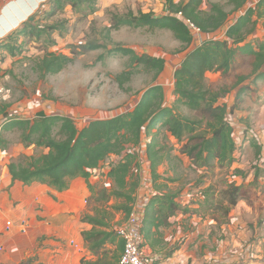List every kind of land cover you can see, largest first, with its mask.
<instances>
[{
  "label": "rangeland",
  "instance_id": "1",
  "mask_svg": "<svg viewBox=\"0 0 264 264\" xmlns=\"http://www.w3.org/2000/svg\"><path fill=\"white\" fill-rule=\"evenodd\" d=\"M21 2L29 5V10H25L27 12L20 8ZM213 2L220 3L230 12L227 22L235 21L239 12L234 10L228 0H203L202 8L209 9ZM165 5V0H96L97 11L94 13L87 9L86 3L78 8L67 3L62 9L52 13V0H0V16L1 6H5V15L10 11L15 12L14 15L7 14L5 20L7 23L0 27V110H5L0 112V143L4 142L0 149L1 171L8 170L9 163L22 154L39 155L48 151L44 147L25 145L21 141V134L24 131L22 128L6 127L10 120L33 119L40 110L48 115L69 116L75 120L78 128L82 129L94 119L110 118L132 111L149 87L161 84L164 90L166 88L165 101L168 105H173L191 118H200L198 112L185 106L175 107L174 68L190 49L210 38L213 39L212 35L204 32L195 34L191 44L187 45L177 40L173 32L167 28L121 25L118 29L112 28L108 31L116 15H127L131 12L137 14L143 11L160 16L170 13ZM27 26L29 30L31 29L29 26H37L43 33L41 36L20 33V30ZM50 26L57 28L52 29ZM262 27L263 18L257 20L256 24L257 29L261 30ZM253 32L249 34V39H252L253 34L256 35L255 30ZM11 35L14 36L11 38ZM7 43L16 46L14 53L5 47ZM91 43L102 44L103 47L86 51L84 47ZM119 48L132 49L139 55L152 53L154 55L151 56L155 57L158 54L166 61L164 70L156 77L155 71L148 69L144 64L134 65L131 55L117 51ZM50 52L68 55L73 61L59 73L42 77L38 64ZM252 59L249 54H241L236 66L228 73L212 72L206 75V84L211 89L231 88L232 91L236 88L234 91L237 92V96L234 100L232 98L233 103L228 112V118L234 124V138L238 145L236 163L233 167L216 165L205 168L197 167L194 163L195 167H187L186 160L172 153L177 149L176 146H181V143L178 142L177 145L160 125L150 130L145 137L144 145L131 148L136 154V161L139 162L135 172L141 177L140 185L144 177L147 180L151 178L152 186L154 185L152 163L147 148L148 143H155L156 149L164 148L165 151H170L168 163L175 167V170H172L173 176L184 179V182L199 185L210 182L205 188V193L209 186L218 193L216 197H219L220 192L227 189L230 183L247 186L244 188L246 194L243 198L241 194L239 201L242 200L257 210L258 217H251L249 224L258 225L256 227L251 225V229L242 235L237 234V239L248 237L238 245L242 249L248 244L256 249L264 239V198L262 199L264 183L255 184L260 177H264V78L256 80L257 74L251 73ZM125 71H131L132 75L129 81L120 85L116 79L117 75ZM240 76H246V81L235 86ZM246 84L247 87L244 88ZM241 89L245 92L240 91ZM231 91L221 98L220 103L227 104L231 101L229 97ZM119 160L118 155L108 156L102 165L106 167V171L101 173L104 176L102 183L93 184L106 187L108 180L105 176ZM163 178L170 177L167 174ZM160 179L162 178H157L156 181ZM107 185L109 189V183ZM174 186L179 188V185ZM123 200L113 197L110 204H119ZM224 203L227 204V201ZM93 204L95 202L89 200L87 208H91ZM215 212L219 216V223L226 221V217L223 218V208ZM127 216L124 211H118L115 221H118L117 218L123 219ZM258 237H261V240H258ZM225 238L226 236L223 237ZM262 243L264 244V240Z\"/></svg>",
  "mask_w": 264,
  "mask_h": 264
},
{
  "label": "trees",
  "instance_id": "2",
  "mask_svg": "<svg viewBox=\"0 0 264 264\" xmlns=\"http://www.w3.org/2000/svg\"><path fill=\"white\" fill-rule=\"evenodd\" d=\"M247 1L228 0L240 16L227 29V39L204 41L185 56L174 72L175 107L185 106L198 112L200 118H191L178 108L165 105L164 87L156 84L144 92L132 111L110 118L94 119L82 129L78 128L75 120L69 116L48 115L43 110L37 112L33 119L19 118L6 124V127L18 126L24 130L21 141L25 145L48 149L39 155L22 154L13 159L8 165L12 182L21 181L25 184L40 182L57 191H63L68 189L71 181L77 177L88 180L93 175V170L99 168L108 156L112 154L120 156V160L107 174L113 180L110 190L98 184H89L92 194L88 201H94L95 204L82 216V221L91 225V228L83 229L81 235L94 258L83 257L81 264H120L124 242L115 231L118 224V221H115L116 214L121 210L126 215L130 214L135 200L134 195L141 180L139 174L135 172L139 162L136 161V154L131 148L140 146L144 137L157 125L163 127L181 143V152L197 167L212 168L216 165L231 167L236 162L237 142L234 138V126L228 118L229 107L225 103H220L221 98L230 92L231 88L220 90L209 88L206 84V74L228 73L236 66L241 54H249L253 57L251 73L260 76L258 73L264 68V42L255 46L246 40L256 29L257 20L264 17V0H260L255 7L243 13ZM67 3L76 8L86 3L90 12L97 11L96 0H52V13L62 9ZM202 3L203 0L187 2L165 0V6L170 13L156 16L152 12L139 11L137 14L131 12L127 15H116L108 31L112 28L118 29L121 25L167 28L173 32L177 40L189 45L193 41V35L175 13L182 11L204 33H212L222 28L230 15L220 3H211L209 9H203ZM29 27L30 30L27 26L20 30V33L38 36L43 33L37 26ZM50 28L54 29L57 26ZM13 45L7 43L5 47L14 53L16 46ZM101 47L102 44L91 43L84 48L87 51ZM117 51L130 54L134 65L144 64L148 69L155 71L156 77L164 70L166 61L162 57L139 55L129 48H119ZM72 61L73 58L68 55L50 52L39 61L38 68L44 77L59 73ZM131 75V71H125L117 75L116 79L123 85L129 81ZM245 80L246 76H240L235 86ZM243 89L240 91H244ZM0 112L5 110L2 109ZM2 143L4 142L0 143V149ZM155 146V143L149 144L147 148L154 178L158 177L156 167L163 158L160 154L162 150H156ZM214 194L215 189L209 186L205 193V205L214 211L223 208V215H228L241 197V186L230 183L227 189L220 192L217 199H214ZM113 197L124 200L119 204H110ZM160 198L167 203L170 213L179 209L171 195L167 194ZM158 211L162 210L154 208L152 213ZM147 216L146 209L145 218Z\"/></svg>",
  "mask_w": 264,
  "mask_h": 264
},
{
  "label": "crops",
  "instance_id": "3",
  "mask_svg": "<svg viewBox=\"0 0 264 264\" xmlns=\"http://www.w3.org/2000/svg\"><path fill=\"white\" fill-rule=\"evenodd\" d=\"M259 1L248 0L242 12L251 6L255 7ZM28 6L22 2L20 4L24 12L29 10ZM1 10L0 27H3L7 23L5 22L7 14L14 15L15 12L10 11L5 15V6H1ZM17 10L19 11L18 8ZM239 16L238 13L234 22H227L222 28L205 34L212 35L213 39H227V29L237 21ZM255 32L256 35L253 34L252 39L248 36L246 42L256 46L264 42V27L261 30L256 28ZM185 56L179 59L174 72ZM155 57H159L158 54ZM210 73L212 72L206 75ZM258 75L260 76L256 80L264 78V68ZM234 90L229 94L231 97V101L227 102L229 108L233 103L232 98L234 100L237 96ZM173 98L175 99L174 95ZM165 105L171 107L166 101ZM164 131L179 145L169 132L165 129ZM153 140L155 141L154 138ZM176 147L177 149L172 153L186 160L187 167H195L192 160L181 152V146ZM156 150H162L160 154L163 158L157 164L158 177L154 178L153 186L151 178L149 179L154 199H151L147 206L148 216L143 226V250L154 259L153 264H264V244L262 243L264 239L261 240V237H258L261 241L256 249L250 244L242 249L238 245L248 237L236 238L237 234L242 235L246 230L251 229V225L255 227L258 225V223L249 224L251 217H258L257 210L240 200L228 215H223L226 221L219 223L216 212L205 205V188L210 185V182L199 185L194 182H184V179L173 176L172 170H175V167L168 163L170 151H165L164 148ZM103 164L104 162L99 168L93 170V175L88 180L77 177L71 181L69 188L63 191H57L40 182L31 184L21 181L12 182L9 169L6 171L0 169V264H81L83 257L94 258L81 235L83 229L91 228V225L82 221V216L89 211L87 203L92 194L89 184L100 183L104 177L101 174L106 171V167H102ZM167 174L170 178H163ZM105 177L108 180L105 186L107 188L109 183L110 190L113 180L107 174ZM157 178L162 179L156 181ZM145 179L146 177L143 178V182L134 195H137L136 199L142 197L145 194L144 190L148 188L144 185ZM261 183H264V177H260L255 184ZM175 184L179 185L178 189L174 186ZM239 186H241L243 198L246 194L244 188L247 186L241 184ZM167 194L171 195L174 202L179 205V209L174 213L169 212L167 203L160 198ZM217 195L218 193L215 192L214 199L218 198ZM154 208L158 210L160 208L162 211L152 213ZM125 219L117 218L118 223ZM8 221H11L12 225L7 226ZM223 235L226 236L225 239Z\"/></svg>",
  "mask_w": 264,
  "mask_h": 264
},
{
  "label": "built area",
  "instance_id": "4",
  "mask_svg": "<svg viewBox=\"0 0 264 264\" xmlns=\"http://www.w3.org/2000/svg\"><path fill=\"white\" fill-rule=\"evenodd\" d=\"M250 8H252V6ZM175 16H177L180 20H182L185 23V25L188 27V29L190 30L193 36L195 34L199 35L203 33L201 28L198 25H196L191 19L187 18L182 11L175 13ZM231 124L233 123L231 122ZM143 144H144V140H142L141 145ZM237 149H238V145L235 151V155ZM150 184L151 183L149 180L147 179L144 180L145 187L146 186L148 187L144 190L145 194L134 201V203L132 204V210L130 214L127 216V218L123 222L118 223L115 226V231L117 235L124 242V251L121 257L120 264H153L154 263V259L149 255H147L143 250V238H144L143 226L145 222V212L147 206L149 205L150 200L154 196L153 192L150 189L151 187ZM10 225H12V223L11 221H8L7 226Z\"/></svg>",
  "mask_w": 264,
  "mask_h": 264
}]
</instances>
